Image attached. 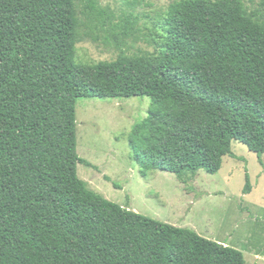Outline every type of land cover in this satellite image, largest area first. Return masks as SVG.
I'll return each instance as SVG.
<instances>
[{"label": "trees", "instance_id": "16d2710c", "mask_svg": "<svg viewBox=\"0 0 264 264\" xmlns=\"http://www.w3.org/2000/svg\"><path fill=\"white\" fill-rule=\"evenodd\" d=\"M81 26L76 0H0V264H245L88 189L75 105L150 99L129 141L143 178L215 175L233 141L264 168V0H179L154 22L152 53L90 67L75 62Z\"/></svg>", "mask_w": 264, "mask_h": 264}, {"label": "rangeland", "instance_id": "374dc122", "mask_svg": "<svg viewBox=\"0 0 264 264\" xmlns=\"http://www.w3.org/2000/svg\"><path fill=\"white\" fill-rule=\"evenodd\" d=\"M177 1L76 0L82 26L75 62L90 67L114 61L120 52L152 53L153 24ZM150 107L149 98L138 97L76 101V150L90 164L77 166L79 179L110 202L236 249L245 264H264V168L256 155L233 141L236 159L224 157L215 175L199 172L186 186L160 171L143 178L129 141L133 126L147 118ZM246 178L248 194L243 193Z\"/></svg>", "mask_w": 264, "mask_h": 264}]
</instances>
